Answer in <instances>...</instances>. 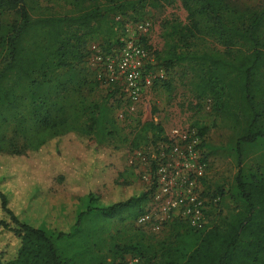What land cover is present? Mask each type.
<instances>
[{"label": "trees", "instance_id": "trees-1", "mask_svg": "<svg viewBox=\"0 0 264 264\" xmlns=\"http://www.w3.org/2000/svg\"><path fill=\"white\" fill-rule=\"evenodd\" d=\"M32 1L0 0V264H119L127 256L139 258L140 264H264V0L258 6L177 0L185 22H161L162 48L153 53L155 61L165 72L179 68L177 81L195 106H209L210 125L194 123L201 145L211 128L223 126L234 136L237 206L225 217L224 194L209 191L205 175V196L219 198L210 204L207 225L198 230L174 219L159 233L136 225L149 202L148 191L125 199L121 192L105 200L92 188L96 150L121 136L119 122L133 124L122 140L131 152L167 138L161 124L131 118L139 114L126 109L118 88L108 87L102 100H92L91 91L101 86L88 62L93 43L109 54L119 45L126 21H145L146 9L171 6L175 0H55L70 7L62 15L35 14ZM141 42L151 52L148 37ZM157 88L170 90L173 83L164 78L151 91ZM69 136L92 139L85 146L86 164L64 167L58 160V141ZM248 146L256 148L253 158ZM30 153L59 185L88 196V208L70 233L48 235L19 220L12 197L16 193L25 199L29 187L9 171L16 159ZM40 181L30 186L36 196L43 193ZM115 221L124 229L126 223L134 225L135 233L123 244L106 246L103 234Z\"/></svg>", "mask_w": 264, "mask_h": 264}, {"label": "rangeland", "instance_id": "rangeland-1", "mask_svg": "<svg viewBox=\"0 0 264 264\" xmlns=\"http://www.w3.org/2000/svg\"><path fill=\"white\" fill-rule=\"evenodd\" d=\"M247 6H258L263 0H236ZM35 14L42 12H50L53 14H65L70 9L63 2L55 0H33L29 4ZM141 18V17H140ZM139 18V19H140ZM142 20H147L151 23V32L148 36V44L154 60L153 66L155 72L163 71L164 77L170 79L173 83V88L165 90L157 88L155 91L149 92L137 107L136 113L139 115L131 116L132 119L139 118L141 122L154 121L162 125L164 134L166 135L172 128H181L183 130H197L194 123L210 125L209 106L204 104L201 108L195 106V101L192 99L188 89L177 81L179 68H174L171 71L165 72L164 69L155 61L153 53L160 51L162 41L160 38V25L164 19L176 18L185 22L186 12L182 9L179 1L171 6H165L158 9H146ZM119 18L116 17L115 21ZM125 20H131L125 18ZM131 21H126L130 24ZM118 34V33H117ZM95 42L93 45H97ZM83 93L88 94L87 84L83 87ZM106 88L100 87L91 91L90 98L92 100H102L105 97ZM112 102V100H110ZM120 127L124 130L119 138H115L97 148L96 157L93 160L94 170L91 180L92 188L97 195H100L105 200L116 198L122 194V198L132 195V193L145 192L146 185L143 183L137 168L131 167L129 161L133 158V152L125 145L124 135H129L133 130L130 123L124 124L119 122ZM129 125V126H128ZM61 149V163L66 167H77L78 163L86 160L87 148L85 146L92 144V139L66 137L65 140L58 141ZM249 158H253L256 148L253 146L245 147ZM199 154L207 164L206 184L209 191H221L223 195V203L221 212L225 217H231L236 205L237 196L234 193V178L237 172V156L235 153V139L231 131L223 126L211 128L209 132L202 137V145L199 147ZM33 154L16 159L9 173L16 175L23 182V185H28L29 190L23 191L25 199L19 200L17 197H12V206L18 213L19 220L26 221L28 225L39 228L47 232L48 235H56L60 232L70 233L74 229L77 217L80 213L85 212L89 205L88 196L75 195L72 192L59 185L51 176V171L43 164L34 163ZM137 164L139 162L133 159ZM56 161V160H55ZM54 161V162H55ZM37 179L40 181L43 191L42 195H38L37 191L32 190L30 186L37 185ZM127 182L128 185H123ZM6 189V188H5ZM4 189V190H5ZM83 191H85L83 189ZM122 192V193H121ZM6 195L10 194L5 190ZM121 193V194H120ZM23 204H21V202ZM135 230L132 224H120L117 221L110 224L108 231L103 234L106 246L113 241L124 243V240L129 239ZM125 232V233H124ZM138 232V231H136ZM102 254L108 256L106 249H103ZM130 256L121 260H117L119 264H129Z\"/></svg>", "mask_w": 264, "mask_h": 264}, {"label": "built area", "instance_id": "built-area-1", "mask_svg": "<svg viewBox=\"0 0 264 264\" xmlns=\"http://www.w3.org/2000/svg\"><path fill=\"white\" fill-rule=\"evenodd\" d=\"M151 23L147 20L126 24L119 32V45L109 54L97 45L90 47L89 67L102 88H118L126 101V109L136 112L142 99L153 84L163 80L164 72H155L151 52L141 39L148 37ZM167 140L150 146L145 151H134L129 161L137 168L149 202L145 213L138 217L136 225L152 233H159L163 226L178 219L194 229H202L208 223L210 204L219 198L208 200L202 179L207 164L199 154L201 139L195 131L172 128ZM133 159H136L137 164ZM129 264H140L131 257Z\"/></svg>", "mask_w": 264, "mask_h": 264}, {"label": "crops", "instance_id": "crops-1", "mask_svg": "<svg viewBox=\"0 0 264 264\" xmlns=\"http://www.w3.org/2000/svg\"><path fill=\"white\" fill-rule=\"evenodd\" d=\"M19 219H20V218H19ZM22 222H23V223H25V224H27V222H26V221H25V222H24V221H22ZM27 225H28V224H27Z\"/></svg>", "mask_w": 264, "mask_h": 264}]
</instances>
